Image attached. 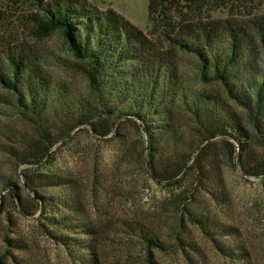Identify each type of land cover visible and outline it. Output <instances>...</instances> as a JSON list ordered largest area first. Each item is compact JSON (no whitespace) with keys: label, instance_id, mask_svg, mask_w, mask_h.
<instances>
[{"label":"trees","instance_id":"16d2710c","mask_svg":"<svg viewBox=\"0 0 264 264\" xmlns=\"http://www.w3.org/2000/svg\"><path fill=\"white\" fill-rule=\"evenodd\" d=\"M227 1L148 0L152 33L190 55L197 78L218 82L227 98L185 87L172 56L114 9H99L88 0H36L38 11L31 16L33 36L42 39L58 31L69 57L65 66L88 81L92 101L83 105L77 100L76 112L66 87L52 86L39 57L26 44L0 48V87L7 91L0 93V103L15 105L37 131L22 153V163L30 166L22 181L29 204L14 193L17 208L23 215L38 212L47 235L79 264H107L105 246L114 236L135 240L146 253L142 264H158L152 250H165L168 244L142 219H120L116 224L90 219L73 186V195L43 191L50 186L64 191L74 183L38 171L55 143L43 125L49 115L55 122H72L63 136L82 124L100 138L115 132L122 122L144 131L149 176L171 193L175 217L167 229L175 231L186 218L225 258L238 262L250 258L245 243H226L239 237L240 229L216 221L198 197L204 193L216 201L221 195L219 189L208 187L223 184L216 174L219 156L208 155L217 144L224 147V157L238 161L244 175L264 174V14L221 20L205 12L208 4L213 9ZM229 100L245 111L244 118ZM180 113L189 117L186 132L178 123ZM187 175H192L190 183L185 181ZM7 187L17 188L13 182ZM195 204L200 206L192 208ZM173 237L188 264H201L191 255L201 252L195 243ZM116 258L140 263L129 251Z\"/></svg>","mask_w":264,"mask_h":264},{"label":"rangeland","instance_id":"374dc122","mask_svg":"<svg viewBox=\"0 0 264 264\" xmlns=\"http://www.w3.org/2000/svg\"><path fill=\"white\" fill-rule=\"evenodd\" d=\"M88 1L102 10L114 9L147 34L168 56H172L180 68L185 87L227 98L218 82L204 83L197 78L195 62L190 55L168 44L157 32L152 33L148 0ZM206 7V13L221 20L241 19L248 13L264 14V0H228L223 7L211 9L209 4ZM37 11L36 0H0V48L7 44H26L32 54L39 57L52 86L66 87L68 95H65L72 99L76 112L77 100L83 105L92 101L88 81L82 74L65 66V58L69 57L58 31L42 39L33 36L31 16ZM0 93L7 91L0 87ZM229 103L245 117L241 107L232 100ZM47 117L43 125L55 143L49 151V158L38 171L68 177L74 183L66 186L64 191L59 186L45 187V193L73 195V186L77 197L84 201L90 219L100 223L116 224L120 219L131 218L147 221L168 244L165 250H152L158 264H188L183 251L174 244V235L197 245L201 252L191 255L201 264H264V174L244 175L238 161L224 157L227 154L222 145L217 144L215 152L208 153L219 156L216 174L223 182L221 185L209 183L208 187L219 189L221 195L218 194L216 201L204 193L198 197L202 206L209 207L210 215L216 221L233 224L240 229L239 237L228 239L226 243H245L251 252L245 261H231L222 256L212 241L186 218L175 231L167 229L171 218L175 217L171 212V193L149 176L145 163L147 136L144 131L122 122L115 132L100 138L87 124H82L63 136L72 122L66 119L55 122L51 115ZM178 123L184 132L188 131L190 122L186 114H178ZM36 134L34 125L15 105L0 103V264H79L64 247L56 245L47 235L46 222L38 217V212L23 215L17 208L14 193L22 195L25 203L29 204L22 191V181L23 173L30 166L22 163V153ZM185 181L190 183L192 175H187ZM7 182H13L17 188L7 187ZM198 206L200 204H195L192 208ZM21 244L25 246L21 247ZM105 248L107 264H127L116 258L120 252L126 251L135 255L140 262L138 264H142V256L146 254L135 240L124 236H114Z\"/></svg>","mask_w":264,"mask_h":264}]
</instances>
